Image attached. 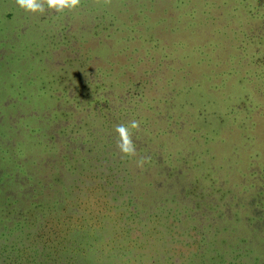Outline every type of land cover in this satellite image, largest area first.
<instances>
[{
	"label": "trees",
	"instance_id": "1",
	"mask_svg": "<svg viewBox=\"0 0 264 264\" xmlns=\"http://www.w3.org/2000/svg\"><path fill=\"white\" fill-rule=\"evenodd\" d=\"M230 1L221 0L227 7L224 25L220 2L188 0L186 28L193 37L200 33L206 14L217 20L215 31L221 37L241 34V52L233 50L220 60L212 58L220 41L188 39L183 56H194L197 66L207 65L209 89L226 90L230 102L223 110L196 97L203 94V80H194L187 88L193 95L177 114L175 97L164 94L166 107L146 116L136 101V86L143 80L128 74L124 94L114 96L105 89L108 96L84 107L86 114L78 118L77 93L85 94L105 80H84L78 71L67 69L51 72L44 63L47 48L69 47V34H63L64 42L35 46L39 40L32 31L39 21L17 0H0V24L15 40L12 49L19 69L29 64L14 73L17 91L0 93V264H264V149L256 147L261 142L264 148V121L257 119V109L264 111V106H255L253 98L261 89L254 80L262 78L264 83V0H237L233 6ZM86 3L80 0L78 7L92 16L87 30L91 39L97 36L102 43L121 29L105 0L101 7ZM59 13L46 10L50 21L57 22ZM248 19L255 23L244 30ZM233 21H238L235 28L229 27ZM104 32L107 35H101ZM34 55L40 59L37 66L32 65ZM112 63L97 70L113 72ZM78 65L83 67V61ZM129 65L138 71V62ZM246 81L253 94L243 91ZM25 84H31L30 89ZM10 85L6 83V90ZM228 86L234 92H228ZM237 89L242 91L239 98ZM258 95L264 97V90ZM46 100L65 107L53 108ZM22 105L23 110L18 109ZM147 106L153 107L149 102ZM211 111L216 118H209ZM32 118L42 119L43 126L34 125ZM182 121L189 124L190 138ZM228 122V127L240 129L244 146L236 150L242 156L234 154L215 164L206 158L212 151L207 144L223 140ZM120 125L128 129L134 155L118 147ZM176 142L180 146L175 150ZM193 232L195 237H190Z\"/></svg>",
	"mask_w": 264,
	"mask_h": 264
},
{
	"label": "rangeland",
	"instance_id": "2",
	"mask_svg": "<svg viewBox=\"0 0 264 264\" xmlns=\"http://www.w3.org/2000/svg\"><path fill=\"white\" fill-rule=\"evenodd\" d=\"M88 1L89 3H86L87 6L98 7H101L103 2V0ZM187 1L188 0H141V2H132L131 0H127L128 6L125 8L126 4L123 0H105V8L115 15V23L119 26L121 25V29L113 37L106 38L104 42L100 41L102 43H99L97 36L91 39V34L88 33L87 30L92 24V16L90 12H86L82 6H77L72 10L65 9L60 12V17L58 18L57 15L55 17L58 20L57 22L55 20L50 21L48 15H46L47 7H45L44 12L27 11L32 18L39 21V25H35L36 27L32 31V36L37 37L39 40V42L35 41V44L37 43L35 46H40L42 48L43 42L58 44L60 39L64 42L65 35L63 34H69L70 43L67 44L69 47L63 44L62 46L50 45L47 48L46 54L44 55V63L51 68V72L67 69L72 72L78 71V75L83 76L84 80L92 78V80L98 82V84H100V80H105L104 85L91 86L85 94L81 92L77 93L78 97H76L74 102V108L78 112V118L86 114V111L82 110L84 107L88 105L95 106L97 102L104 100L107 95L106 90L110 93L111 91L114 92V96H116V94L120 96L124 94L123 89L127 86L125 82H128V74L133 75L136 81L140 82L143 80L136 86L140 93L136 101L139 100L138 107L141 113L146 116L153 117L155 115L154 111L166 107L167 104L163 101L165 97L164 94L175 97V105H173V107L175 106V114H177L181 103L193 95L192 92H187V88L194 80H203V87L201 90L203 94L200 95L196 93V97L208 99L212 109L218 107L223 110L225 108L224 106L230 102L226 100V90L220 89V91H217L209 89L205 81V76L207 75L205 73L209 72L207 65L203 64L202 66H197L194 61L196 60L194 56L193 59L183 56L188 53L189 50L188 39L205 42L213 38L215 42L220 41L222 46L217 49L218 52H212V58L219 57L221 60L222 57L224 60L233 50H235L236 53L241 52V49L238 47V44H240L238 40L242 37H240L241 34L235 37L231 33L227 38L221 37V34L215 31L216 26H218V24H215L217 20L213 21L211 18L207 19L206 14L202 15L203 23L200 33L194 37L191 36L189 34V29L186 28L188 23L187 12L190 10ZM215 1L221 4V23L226 25L227 20L225 18L227 14L225 16L224 11L227 7L222 4L221 0ZM236 1L237 0L230 1L232 6ZM1 17L2 14L0 13V18ZM62 17H64L65 22L62 20ZM248 21L249 19L246 21L247 23L242 26L244 30H249L252 27L251 25L255 23L249 24ZM9 22L12 21L10 20ZM62 26H65V28L62 29ZM236 26H238V21H233L232 26L229 27L235 28ZM3 29L4 28L0 24V93H15L17 87H15L14 84L18 85V82L16 83L12 80L14 73L19 69L20 62L18 64V54L15 56L16 50L12 49V44L15 40L9 38V35L3 32ZM101 35L107 34L104 32ZM77 39H82L83 42L87 40V44L80 45L77 43L74 45ZM181 41H183V43ZM88 48L90 49L88 50ZM121 50H123V52H120ZM195 54L198 55V53ZM64 58L69 60L63 62ZM81 60L83 61V67H79L78 65ZM133 61L138 62L137 72L136 66L129 65ZM108 62H113V72L107 68H103V70L105 69L104 73H102V69L98 68L97 70L98 66H109ZM39 63L40 59L34 55V57H32V65L37 66ZM27 65L29 66V64L21 66L19 70H26V67H28ZM150 70H153V73L150 72ZM106 73H111L112 75H105ZM27 74L28 72L23 73L26 78H29V76H26ZM66 75L68 77L66 81L72 83L73 81L70 79L71 74ZM254 82L260 83L259 86L261 89L259 93L264 90L262 78L256 79ZM4 83L5 85L6 83L12 85L6 90ZM113 83V87H110ZM245 85L243 91H251L248 88L247 81ZM241 86L242 85H240V87ZM24 87L30 89L31 84H25ZM133 88H135V86ZM226 89L230 93L234 92L231 86L226 87ZM121 91L123 92L121 93ZM241 92L242 91L239 89L236 90V96L238 98V94ZM72 94H75L74 90H72ZM258 94L253 97L255 100L254 105L264 106V97H259ZM16 98L15 100H20L17 96ZM147 102L153 107L149 106L148 108ZM18 105L19 102H16L15 107ZM46 105L53 108H58L59 106L65 107L55 100H50V102L46 100ZM66 105L68 106L69 104ZM23 107L25 106L22 105V107L18 109L23 110ZM257 110V119L263 124L264 111L262 109ZM208 115L210 119L216 118V114L212 111ZM238 122L241 125V122ZM32 123L36 126H43L44 122L42 119L36 120L32 118ZM177 125L178 123H175V128ZM181 125L182 129H186L184 134L187 133L188 138H190V133L188 131L189 124L182 121ZM228 125L229 122L222 129L221 136L223 140L219 137L215 142H209L207 144L212 150L210 154H206L208 161L213 160L215 164H220L221 161H227V159H230L234 154H238L240 157L242 156L240 151H238V149L236 150V148L244 146V140L239 133L240 129L237 131L231 126L228 127ZM228 130L231 131L229 134L226 133ZM21 139L23 143L27 142L24 137H21ZM260 143H258L256 147L264 149L260 146ZM179 146V142H176L175 150ZM202 148H204V146H202ZM250 150H253V146ZM234 151L238 152L235 153ZM194 235L196 234L193 232L190 234V237H195Z\"/></svg>",
	"mask_w": 264,
	"mask_h": 264
},
{
	"label": "clouds",
	"instance_id": "3",
	"mask_svg": "<svg viewBox=\"0 0 264 264\" xmlns=\"http://www.w3.org/2000/svg\"><path fill=\"white\" fill-rule=\"evenodd\" d=\"M17 3L20 7L32 12H44L45 6L50 9H55L58 12H62L65 9H75L80 4V0H17ZM137 126L138 125L135 122L132 124L133 128ZM117 131L120 133L118 147L121 152L126 155H134L135 146L132 143L127 127L120 125L117 127ZM141 163H143V161H141Z\"/></svg>",
	"mask_w": 264,
	"mask_h": 264
}]
</instances>
